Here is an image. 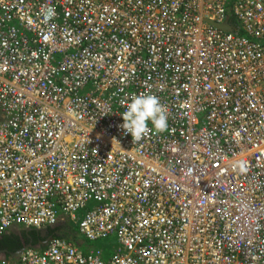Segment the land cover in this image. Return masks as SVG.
Masks as SVG:
<instances>
[{"label":"built area","instance_id":"built-area-1","mask_svg":"<svg viewBox=\"0 0 264 264\" xmlns=\"http://www.w3.org/2000/svg\"><path fill=\"white\" fill-rule=\"evenodd\" d=\"M140 93L169 128L134 143ZM61 221L113 253L0 264H264V0H0V238Z\"/></svg>","mask_w":264,"mask_h":264},{"label":"clouds","instance_id":"clouds-1","mask_svg":"<svg viewBox=\"0 0 264 264\" xmlns=\"http://www.w3.org/2000/svg\"><path fill=\"white\" fill-rule=\"evenodd\" d=\"M55 15L54 8L47 9L45 21L54 18ZM121 104H124V101H121ZM121 116L123 123L120 127L125 135L131 134L134 143L141 141L149 131L163 133L169 128L166 107L156 95L151 93L132 95ZM149 124L152 126L151 129ZM235 167H238L241 172L246 171L242 161L234 165Z\"/></svg>","mask_w":264,"mask_h":264},{"label":"trees","instance_id":"trees-1","mask_svg":"<svg viewBox=\"0 0 264 264\" xmlns=\"http://www.w3.org/2000/svg\"><path fill=\"white\" fill-rule=\"evenodd\" d=\"M69 225H71V223L66 225V228H67L66 230L69 233H66L63 231L60 232L59 230H55L54 231V237H59L61 239H65L67 241L75 243L76 245L80 246L81 248H84L85 250L93 249L92 247H89L88 244L85 245L84 241L79 240L75 236V234L72 232V229ZM78 233L83 237V239H86L79 231H78ZM2 238H1L2 240L0 242V249L8 250L9 255H7V257L8 256L10 257V254L17 252L23 246L22 242L19 239L15 238V236H13V235L5 234L2 236ZM86 240L88 241V243H90V241L88 239H86Z\"/></svg>","mask_w":264,"mask_h":264},{"label":"flooded vegetation","instance_id":"flooded-vegetation-1","mask_svg":"<svg viewBox=\"0 0 264 264\" xmlns=\"http://www.w3.org/2000/svg\"><path fill=\"white\" fill-rule=\"evenodd\" d=\"M56 227L46 228V229H42L39 231H35V230L28 231V229H22L18 227L19 230L12 231L8 235H13L15 236V238L19 239L21 242L24 241L25 243H27V245L32 244L33 247L38 249V248H44L48 245L50 240L54 237V231L57 230ZM18 228L16 227V229ZM59 231L69 233L64 228L59 229ZM19 233H21V235ZM2 239L0 238V242ZM2 252L8 253V250H4Z\"/></svg>","mask_w":264,"mask_h":264},{"label":"rangeland","instance_id":"rangeland-1","mask_svg":"<svg viewBox=\"0 0 264 264\" xmlns=\"http://www.w3.org/2000/svg\"><path fill=\"white\" fill-rule=\"evenodd\" d=\"M82 212H79L78 215L81 216ZM68 223L65 221H61L58 226L56 227L57 230L59 229H63L64 226H66ZM72 229V232L75 234V236L79 239L85 242V245L88 244L89 247L92 248H99V249H103L105 251V253L108 254H112L114 249H113V245L116 242V239L114 237H110L108 239L105 240H98V241H90V243H88V241L86 239H83V237L78 233V227L76 226V224L74 222H72L71 225H69ZM66 230V229H65Z\"/></svg>","mask_w":264,"mask_h":264},{"label":"water","instance_id":"water-1","mask_svg":"<svg viewBox=\"0 0 264 264\" xmlns=\"http://www.w3.org/2000/svg\"><path fill=\"white\" fill-rule=\"evenodd\" d=\"M215 26H216L217 28H219V29H222V30L226 31V32H232V31H234V27H233L231 24H229V23L222 24V25H217V24H215ZM30 230H31V229H28V231H30ZM10 231H11V230H10ZM7 234H8V233H7ZM19 234L21 235V233H19ZM22 245H23V246H22L21 249H19L17 252H15V253L12 254V257H13L15 260H17V259L20 257V255H21L25 250L35 248V247H33L32 244L27 245L24 241H22ZM0 258H2V259H8V258H7V254H6L5 252H2V251H0Z\"/></svg>","mask_w":264,"mask_h":264},{"label":"crops","instance_id":"crops-1","mask_svg":"<svg viewBox=\"0 0 264 264\" xmlns=\"http://www.w3.org/2000/svg\"><path fill=\"white\" fill-rule=\"evenodd\" d=\"M17 228H18V227H17ZM19 228H20V227H19ZM19 228L16 229V227H13V228L11 229V231L8 232V234L11 233L12 231L19 230ZM63 228H64V229H67L66 226H64ZM22 229H23V228H22ZM4 250H6V249H0V251H4ZM6 254L9 255L8 253H6ZM7 258H8V259H11V260L14 261V258L12 257V254H10V257L8 256Z\"/></svg>","mask_w":264,"mask_h":264}]
</instances>
